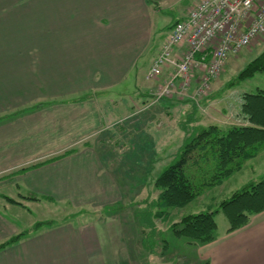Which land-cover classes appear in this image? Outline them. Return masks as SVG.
<instances>
[{"label":"crops","instance_id":"crops-1","mask_svg":"<svg viewBox=\"0 0 264 264\" xmlns=\"http://www.w3.org/2000/svg\"><path fill=\"white\" fill-rule=\"evenodd\" d=\"M153 1L0 0V264H141V244L131 235L146 224L169 229L157 218L135 217L115 227L110 240L104 226L102 234L96 227L104 217L90 214L37 231L22 226L28 201L102 209L124 200L131 188L119 180L116 152L98 145L115 143L125 118L147 112L143 134L132 129V135L145 143L150 161L181 149L188 101L153 102L169 73L157 80L146 74L143 82L137 68L142 61L152 64L165 39L152 48L151 16L160 7ZM196 1L189 0L178 21ZM129 158L137 159L136 153ZM227 229L201 245L211 248L204 261L264 264V211ZM161 248L164 262L151 248L149 264H171L178 255Z\"/></svg>","mask_w":264,"mask_h":264},{"label":"rangeland","instance_id":"rangeland-1","mask_svg":"<svg viewBox=\"0 0 264 264\" xmlns=\"http://www.w3.org/2000/svg\"><path fill=\"white\" fill-rule=\"evenodd\" d=\"M152 4L160 6L157 7L159 12L151 16L154 38L153 48L155 45H159L162 39L167 36L173 25L181 18V10H185L190 3L189 0H164L163 3L160 2V5L155 1ZM263 51L264 34L253 39L248 46L229 58L224 69L213 80L211 89L207 94L193 96V92L189 95L175 93L172 96L165 97L164 99L178 98L182 102L188 101L189 112L183 118L185 119L183 127L191 131L199 123H202V125L217 123L223 126L243 123L241 105L244 94L254 92L259 87H264V72H257L253 76L248 77H242L241 75L248 65ZM150 66L143 61L137 65L138 70H141V81H149L146 78V74ZM136 71L137 69H135L134 73ZM160 78L161 76L154 79ZM163 83L164 81L159 83L160 85H158L152 97L153 99H155L156 93ZM153 102L155 101L153 100ZM146 113H137V115L131 118L123 119L119 124L120 132L118 133L119 137L117 141L115 143L108 142L98 145L99 148L105 151L114 150L116 152L115 162L117 164L116 168L119 170V180L125 186L127 185L131 188L125 192L122 202L102 209H75L68 203H53L48 200H43L39 203L28 201V209H24L25 216L22 219L24 230L37 231L66 219L90 214L91 216L104 217L103 220H99V224H96V227L99 234H102L104 226L109 239L113 240V235H115L112 234V232H115L113 229L117 226H122L123 222L127 219L131 220L137 217L143 222L148 218L150 220L157 218L158 221L156 222L158 226L169 225L167 231L150 230L147 227H152L153 225L146 224L144 225L146 228L144 232L141 231L140 233L131 235L134 237L131 241H139L141 244V253H144L143 257L141 256L144 259L140 258L142 262L141 260L139 261L141 264L151 263L149 256L145 257V254H148L151 248H155V252L158 251V263H163L164 253L162 254V251L164 249L162 250L161 247L165 248V252L178 254L171 257V264L207 263L202 258H206L211 248L201 247V245L190 244L189 242V244L186 243V238L178 236L172 230L171 225L175 222L174 220L180 221L187 214L216 210L219 208L220 203L230 197L233 192L253 181L261 179L264 176V152L256 158L247 161L241 170L224 180L222 184L206 188L201 195L189 204L183 207L166 209L160 204V189L155 185V180L165 168L176 161L180 150L173 154L169 153L168 150L167 153L162 155L163 160L156 159L155 161H150L148 158L150 152L145 150V143H141L140 137L132 135L134 130L138 131L140 135L143 134V129L140 127L143 123L140 121H143V118L147 115ZM176 118L174 116V119ZM127 129L129 130L128 132ZM134 153H136L137 159L132 160L129 157ZM216 220L219 232L224 231L229 226L227 215L222 210L217 212ZM101 221L102 223H100ZM124 226L131 227L133 225L124 223ZM103 240H107V238L104 237ZM112 259L115 260L116 258L112 257Z\"/></svg>","mask_w":264,"mask_h":264},{"label":"trees","instance_id":"trees-1","mask_svg":"<svg viewBox=\"0 0 264 264\" xmlns=\"http://www.w3.org/2000/svg\"><path fill=\"white\" fill-rule=\"evenodd\" d=\"M257 72H264V51L241 76H253ZM241 115L243 123L227 126L211 123L187 130L176 161L155 180V185L160 189L162 207L167 209L189 204L206 188L222 184L241 170L247 161L264 151V87L244 94ZM73 151L67 150L61 155ZM39 164L41 162L23 169ZM219 210L227 215L228 232L242 227L252 215L264 211V176L233 192L216 210L187 214L180 221H175L171 228L190 244L209 243L218 236L216 214ZM20 236H14L8 243Z\"/></svg>","mask_w":264,"mask_h":264},{"label":"built area","instance_id":"built-area-1","mask_svg":"<svg viewBox=\"0 0 264 264\" xmlns=\"http://www.w3.org/2000/svg\"><path fill=\"white\" fill-rule=\"evenodd\" d=\"M263 34L264 0H197L173 25L147 73L148 79L169 73L154 101L207 94L229 58Z\"/></svg>","mask_w":264,"mask_h":264}]
</instances>
